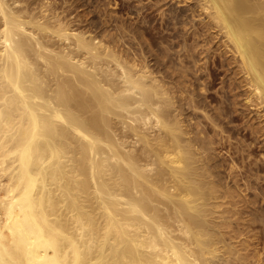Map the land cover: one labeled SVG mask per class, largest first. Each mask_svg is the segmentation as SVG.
<instances>
[{"label": "bare ground", "instance_id": "bare-ground-1", "mask_svg": "<svg viewBox=\"0 0 264 264\" xmlns=\"http://www.w3.org/2000/svg\"><path fill=\"white\" fill-rule=\"evenodd\" d=\"M158 1L182 46L169 50L162 34L161 59L128 52L124 33L119 47L114 32L81 26L51 0H0V264H264V204L236 193L259 175L229 153L232 183L222 180L215 134L195 127L198 118L187 126L202 99L187 96L190 86L184 102L180 87L189 88L175 84L183 78L158 74L175 54L182 74L186 62L197 72L206 61L196 51L211 53L204 67L236 74L232 88L242 86L264 126V0H176L184 9Z\"/></svg>", "mask_w": 264, "mask_h": 264}, {"label": "rangeland", "instance_id": "rangeland-1", "mask_svg": "<svg viewBox=\"0 0 264 264\" xmlns=\"http://www.w3.org/2000/svg\"><path fill=\"white\" fill-rule=\"evenodd\" d=\"M50 1V0H49ZM60 0H51V2H56V4H55V6H60V9L62 8V7H64V8H62V10H64V12H66L65 14H63V15H66L67 17L69 16V18H70V15H71V18H77L78 17V19H74V22H76V23H78V24H80V22H81V26H85V24H86V26L89 24V27L91 28V30H93L94 31V29H93V24L95 23V24H98V25H95V29L100 25V26H102V30H101V28H97V30H99V31H102L101 33H104V31L106 30V31H108V30H111V31H109V32H114L115 33V36L116 37H122V36H124V35H126V36H124V40H127L126 42H125V44L128 46V41H130V43H129V45L131 44L132 45V47H131V45L130 46H128V47H131V48H128L127 46L125 47V45L123 46V44H124V40H122L121 38L120 39H118L117 38V40H116V42L118 43V41H120V43H118V45H119V47L120 46H123V47H125L127 50L128 49H130L131 51H132V49H133V51H137L138 53L140 52V48H142L143 47V49L145 50V49H147V51H144L146 54L147 53H149L150 55V57H152V59H153V56L152 55H155L156 57H158V58H163L162 56H160V50L159 49H161L160 47L161 46H163L162 44H164L165 45V43H167L168 41L167 40H164V42H163V38L161 37V35L162 34H165L166 36H168L167 37V39L169 40V43L168 44H166V45H169V44H171V45H169V50L172 48V49H174V48H178L179 49V47H182L181 45H179V44H181V42L180 41H178V43H177V45H176V38L178 39L179 37L178 36H176V38H174L175 36H171L172 34L171 33H173V31H171V26L169 25V24H172L170 21L169 22H165L164 21V19H165V17H166V15L164 14V13H162L164 16H162V14H160L162 11L161 10H158L157 9V3L155 4V6H153L154 5V3L153 2H157L158 0H61L60 2H59ZM138 1H140V2H138ZM160 1V0H159ZM158 1V2H159ZM162 1V0H161ZM160 1V2H161ZM165 1H167V0H165ZM115 2H116V4H115ZM159 2V3H160ZM58 3V4H57ZM140 3V4H139ZM162 3H164L163 1H162ZM161 3V4H162ZM52 4V3H51ZM53 4V5H54ZM63 4V5H62ZM65 4V5H64ZM68 4V5H67ZM135 4H136V6L138 5V6H140V9H142V11L139 9V7L137 6V10H136V6H135ZM144 4V5H143ZM168 4V5H167ZM134 5V6H133ZM141 5H143V7L141 6ZM153 7H152V6ZM164 5H167V6H164ZM164 5L162 4L161 5V7L162 8H168V7H171L172 6V8H175V9H178L179 7H182L183 9H184V2H179V1H176V0H168L167 2H166V4L164 3ZM171 5V6H170ZM62 6V7H61ZM142 7V8H141ZM160 7V9H162ZM130 8V9H129ZM156 8V9H155ZM67 9V10H66ZM133 9H135V10H133ZM147 9V10H146ZM59 10V9H58ZM156 10H158V11H156ZM63 12V11H62ZM71 12V13H70ZM73 12V13H72ZM136 12V13H135ZM187 12H189V10H187ZM140 13V14H139ZM197 13V16L196 15H193L192 16V18H194V21H193V19H191V21L192 22H197L198 23V12H196ZM67 14H70V15H67ZM74 15V16H73ZM103 15V16H102ZM110 15V16H109ZM79 16H80V19L82 20H80L79 19ZM88 16H89V18H88ZM195 16H196V18H195ZM143 18V19H142ZM142 19V20H141ZM163 19V20H162ZM76 20V21H75ZM116 20V21H115ZM137 20V21H136ZM164 21V22H163ZM89 22V23H88ZM93 23L92 24V26H90L91 25V23ZM110 22V23H109ZM115 22V23H114ZM146 22H147V24H146ZM88 23V24H87ZM169 23V24H168ZM101 24H105V25H101ZM124 25V26H122V25ZM133 24V25H132ZM168 24V25H167ZM179 24V23H178ZM106 25H108L107 27H108V29L105 27ZM117 25H119V26H117ZM188 25H190L189 23H188ZM188 25H186L187 27H188ZM97 26V27H96ZM104 26V27H103ZM168 27L169 26V29L168 28H165V27ZM179 26V27H178ZM177 26V24H176V27H178V28H182V26H181V24H179ZM124 29H123V28ZM121 28V29H120ZM192 28V26L190 27V29ZM105 29V30H104ZM116 29V30H115ZM118 29H120V31L122 30V31H124V32H120ZM133 29V31H137L136 33H140V31H142L141 33L142 34H144V35H142L141 33L140 34H135L134 32L132 33V30ZM179 29V30H180ZM189 29V30H190ZM117 32V30L121 33V35H120V33L118 32V34L115 32V31ZM129 32V33H127V31ZM182 30V29H181ZM96 31V30H95ZM126 31V32H125ZM109 32H107L108 34H106V35H108L109 36ZM178 32V31H177ZM180 33L182 32V31H179ZM178 32V34H180ZM106 33V32H105ZM112 33L110 34L113 38L115 37V36H113L114 35V33H113V35H112ZM124 33V35H122ZM170 34V35H167V34ZM117 34V35H116ZM132 34H134V36H132ZM118 35H120V36H118ZM136 35V36H135ZM137 35H142V36H137ZM133 37H135V39L134 40H138L137 41V43L138 42H140V44H141V42H142V45L143 46H141L140 47V45L138 46L137 44H135L134 45V43L136 42V41H134L133 40ZM128 38H129V40H128ZM148 38V39H147ZM114 39H116V38H114ZM132 39V40H131ZM151 39V40H150ZM214 39V38H213ZM213 39H211V41H209L207 44H209V45H211V46H213L212 48H214L215 46H216V44H214V41H215V39L213 40ZM121 40L123 41L122 43H121ZM148 40V41H147ZM171 40H172V42H171ZM161 41H162V44H161ZM167 41V42H166ZM115 42V43H116ZM171 42V43H170ZM201 42V41H200ZM116 43V44H117ZM145 43V44H144ZM174 43V44H173ZM203 43V42H202ZM211 43V44H210ZM121 44V45H120ZM175 46L176 45V47H174L173 45ZM134 45V46H133ZM136 45L138 46L137 48H136ZM166 45H165V47H166ZM206 45V44H205ZM203 45V47H208V45ZM215 45V46H214ZM145 46V47H144ZM172 46V47H171ZM149 47V48H148ZM174 47V48H173ZM198 47H200V46H198ZM122 48V47H121ZM137 50H136V49ZM151 48V49H150ZM153 48V49H152ZM140 49V50H139ZM149 49V50H148ZM172 49H171V51H172ZM176 49H175V51L173 50V52H176ZM177 49V50H178ZM197 49V48H196ZM150 50L151 51H153V52H150ZM180 50H182V49H180ZM179 50V52L180 53H182L181 51ZM183 51V50H182ZM128 52H129V50H128ZM173 52H170L171 54L170 55H174V53ZM184 52V51H183ZM198 51H196V54H197V59L199 58L200 60H197V63H198V61H199V63L198 64H204L205 63V61H206V63H207V65H209L211 62H212V60H211V53L208 55L209 57H207L208 59H210L211 60V62H210V60H208L207 58H206V56H203L204 54H205V52H203L202 53V55H201V53H197ZM216 52V51H215ZM195 53V52H194ZM199 54V55H198ZM176 55V54H175ZM173 56V57H169L168 58V62L166 61V63L167 64H165V62H163L162 61V64L164 65V67L162 66V64H160L161 65V67H163L162 69H161V67H160V72H162L163 70V72L162 73H158V74H164L165 73V71H169L168 73L171 75V76H173L174 77V81L176 80H178V79H175L177 76H178V78L179 79H182L183 78V82L181 81V80H178V82H175V84L177 85V86H179L178 85V83L180 84V83H182L181 85H183L184 87L186 86L187 87V89L188 90H186V89H184L183 87H180V88H182L184 91H186V93H184V91L182 90V92L185 94V96L187 95V92L188 91H190V89H191V87H193L192 88V92H191V94H189V95H187V96H194L193 98H196V100H198L199 101V99L201 100L202 99V104L200 103V107L202 108L203 107V109H202V112L200 111V112H198L199 111V108H198V110H197V112L195 111V109H193L195 112L193 113V111H191L189 108V106H188V108L187 109H189L194 115H195V113H197L198 114V116H194L190 111H189V114H188V112H185L186 114H184V116H185V118L187 117V118H189L188 116L190 115V113H191V115H193V117H192V120H191V122H189L190 124H188L187 126H190L191 124L192 125H195V124H193V122L194 121H197V119L196 118H198V120H200L202 123L201 124H203V125H201L200 124V121H199V124H200V126H199V124L196 122V124H198V125H195V127L197 126V127H201V128H204V129H207V130H209V136H213L214 134H215V136L216 135H218L219 136V138H218V136H213L214 138H213V145H212V143H211V145L215 148L214 149V151H216L217 150V152H215V153H217V157L215 156V161H218L217 159H219L220 160V162L219 163H221L222 162V164L223 165H220V171H221V173L220 174H222V173H225V170H226V177H225V174H222V180H228L229 181V183L231 184L232 183V179H230V177H231V175H229V173H227L229 170H228V168H229V166L227 167V165H230L231 164V161H229L231 158H228V156L231 154L232 155V158H233V160L234 159H236V160H234L235 161V163H237V166L239 165V166H242V167H244V168H250L249 169V172L250 171H252L251 169H254L252 172H250L252 175L251 176H253V177H251V179L253 178V179H255V176H258V179H257V177H256V179H257V182H256V180H254V183H253V180H250V178H249V183H251V184H248L249 185V187L248 188H246V189H244V185L242 184V180H239V185L240 184H242V186L240 185H238L239 186V188L241 189V190H243V191H241L240 189L239 190H237L236 191V193H237V197H238V195H239V193H240V195H242V196H240L239 198H241L240 200H248L249 202H247L248 203V205H253V202H251V204H249L250 203V201H254V200H256L257 202H255L254 204L255 205H257V204H259L260 205V201H262L263 203L261 204V205H263L264 204V174L262 175V173H264V163H262L261 161L264 159V158H262V160H255V161H257V163H259L260 165H262L260 168H257V170H256V168H254V165L257 167V163L256 162H253L254 160H253V158L255 159V157L257 158V159H260L261 157L260 156H258L260 153L263 155V157H264V126L262 125L263 124V121H261V117H259V119H258V117L257 116H259V115H257L256 116V114L254 113L255 112V110H254V108L252 107H250V106H248L247 104H245L246 102H245V100H244V96L243 95H240V94H244V92H243V89H242V92H241V88H242V86L240 87L237 83H235L236 84V86L237 87H235V86H233V88H232V84H230V81L232 80V78L234 77V78H236V74H233V73H231V72H229V70L227 71V69H225L224 67H221V68H216L213 72L212 71H210V69H206L205 67H206V63H205V67L203 66L202 68H200V70L199 69H197V72H196V69H195V71L193 70V68L192 67H190V62H186V64L187 63H189V68L188 69H186V71L184 70V73H185V75H184V73L182 74V72L183 71H181V70H179L178 69V67H175V65H172V62L171 61H174V64L176 63V65H178L177 63H178V61H179V59L178 58H176V56ZM183 56V55H182ZM213 56L215 57V54H213ZM149 57V58H150ZM216 58V57H215ZM151 59V58H150ZM165 59H166V57H165ZM176 59H177V61H176ZM154 61V60H153ZM153 61L151 60V62L153 63ZM170 61V62H169ZM202 62V63H201ZM170 63V64H169ZM168 65V66H167ZM171 65H172V67H174L175 68V70L171 67ZM212 67H214V66H212ZM166 70H165V69ZM187 68V67H186ZM190 68H191V72H189L190 71ZM206 69V70H208V72H209V74H208V72H206V71H202L203 69ZM169 69H171V70H169ZM178 73H177V72ZM188 71V72H187ZM194 71V72H193ZM173 74H172V73ZM181 72V73H180ZM205 72V73H204ZM215 72V73H214ZM168 73H165V74H168ZM180 73V74H179ZM194 73H196L197 74V77H196V75L194 74ZM202 73V74H201ZM182 74V75H181ZM187 74V75H186ZM194 74V75H193ZM200 74V75H199ZM204 74V75H203ZM208 74V75H207ZM176 77H175V76ZM180 75V76H179ZM184 75V76H183ZM199 75V76H198ZM203 75V76H202ZM230 75L232 76V78H230ZM182 76V77H181ZM205 76V77H204ZM209 76V78L207 79V77ZM230 78H228V77ZM181 77V78H180ZM187 77V78H186ZM196 77V78H195ZM203 77V78H202ZM186 78V79H185ZM194 78V79H193ZM233 78V79H234ZM184 79H185V81H184ZM188 79H191V80H188ZM195 79H197L196 81H195ZM222 79V80H221ZM223 79H224V81H223ZM203 81V80H205L204 82H200V81ZM210 80V81H209ZM234 80H238L237 78L236 79H234ZM194 81V82H193ZM198 81V82H197ZM184 82H185V84H184ZM196 82V83H195ZM228 82H229V84H228ZM237 82V81H236ZM191 83V84H190ZM202 83H204V84H202ZM206 83V84H205ZM208 83V84H207ZM197 85H198V87H197ZM199 85H200V87H199ZM202 85V86H201ZM203 85H204V87H203ZM228 85V86H227ZM191 86V87H190ZM206 86V87H205ZM229 87V88H228ZM240 87V88H239ZM196 88V89H195ZM197 88H199V90L197 89ZM200 88L202 89V90H200ZM231 88V89H230ZM205 89V90H204ZM238 89V90H237ZM203 93H202V92ZM231 91V92H230ZM239 91V92H238ZM180 92L181 91H179V94H180ZM194 92V95L192 94ZM230 92V93H229ZM196 93H197V95H196ZM226 93V94H225ZM240 93V94H239ZM178 94V91H176V94L175 95H177V98L175 99V100H178V102L179 103H182V106L183 105H185V99H187L188 97L186 96V98H185V96H184V94H182L183 96H184V98L181 96V94L179 95ZM235 94V95H234ZM200 95V96H199ZM245 95V94H244ZM196 96V97H195ZM224 96H226V97H224ZM230 97V98H228V97ZM176 97V96H175ZM203 97V98H202ZM224 97V98H223ZM181 98H183L184 100V102H181L182 100H180ZM217 98V99H216ZM223 98V99H222ZM243 98V99H242ZM207 100V101H206ZM220 100H222V101H220ZM205 101V102H204ZM224 101H226V102H224ZM231 101V102H230ZM233 101V102H232ZM204 102V103H203ZM209 102H210V104H212V105H209ZM244 102V103H243ZM218 103V105L220 104L221 105V107H223V109H224V115H222L223 113H221V115L219 114L220 112H218L220 109V106H216V104ZM221 103H224L223 105L221 104ZM228 103V104H227ZM187 105V104H186ZM205 107H204V106ZM214 105V106H213ZM211 106V107H210ZM213 106V107H212ZM184 107H187V106H184ZM208 107V108H207ZM210 107V108H209ZM215 107H217L216 109L218 110H216V109H214ZM219 107V108H218ZM210 109V110H209ZM213 109V110H212ZM228 109V110H227ZM251 109H253V111L251 110ZM185 110H186V108H185ZM203 110H206V112L205 113H203ZM213 111H215L214 113H213ZM221 111V110H220ZM216 112H218V114L216 113ZM206 113H209V114H213L212 116L214 117L215 115L217 116V117H215V118H218V116H219V119L221 120V121H219L218 119H216L215 120V122L217 123L216 125H212V122H208L209 121V119H207V117H204L203 115L204 114H206ZM208 114V115H209ZM258 114V113H257ZM207 115V116H208ZM227 115V116H226ZM182 116H183V114H182ZM181 116V117H182ZM200 116H202V117H200ZM206 116V115H205ZM224 116V117H223ZM253 117V118H252ZM185 119V120H187V121H189L188 119ZM201 118H203V119H201ZM214 118V119H215ZM222 118L224 119V120H222ZM207 119V120H206ZM187 121H185V122H187ZM193 121V122H192ZM218 121V122H217ZM257 121H258V124H257ZM260 121V122H259ZM195 123V122H194ZM208 123V124H207ZM261 125H260V124ZM257 124V125H256ZM191 125V127H193L194 129H195V127L194 126H192ZM210 125V126H209ZM220 125H221V127H222V130L221 131H223V132H221V131H219V128H221L220 127ZM211 126H215V130L211 127ZM255 126V127H254ZM217 127V128H216ZM219 127V128H218ZM260 127V128H259ZM263 128V129H262ZM257 130H258V132L259 131H261L262 130V133L261 132H257ZM254 131V132H253ZM214 132V133H213ZM215 132H217V134L215 133ZM221 133V134H219V133ZM256 132V133H255ZM255 133V134H254ZM212 134V135H211ZM223 134H224V136H223ZM262 134V135H261ZM261 135V136H260ZM222 136H223V138H222ZM227 136H228V138H227ZM251 136H253V137H251ZM258 136H260V137H258ZM224 137H226V138H224ZM216 138H218L219 140L217 141V139ZM221 138V139H220ZM252 138H253V140L254 141H252ZM258 138V139H257ZM239 139H240V141H239ZM244 141H242V140ZM248 140H250L249 142H248ZM257 140V141H256ZM260 140V141H259ZM215 141L218 143L219 142V144H216L215 143ZM237 142H239L240 143V145H239V147H238V144L239 143H237ZM252 142V143H251ZM237 143V144H236ZM244 143H245V146L247 147H245L244 146ZM263 143V144H262ZM242 144H243V147H242ZM248 144H250V145H248ZM253 144V145H252ZM260 144V145H259ZM216 145H217V147H216ZM233 145H234V147H233ZM263 145V146H262ZM231 146H232V148H231ZM237 146V147H236ZM251 146V147H250ZM262 146V147H261ZM212 147V148H213ZM237 148V150H236V148ZM235 148V149H234ZM241 149V151H246V152H244V155L245 154H249V152L252 154V157L250 156V158L248 159V157H243L242 156V154H241V151L239 150V149ZM250 148V149H249ZM245 149V150H244ZM226 150H228V151H226ZM224 151H226V154H225V152ZM236 151V152H235ZM222 152V154H220ZM228 152V153H227ZM259 154H258V153ZM230 153V154H229ZM255 153V154H254ZM257 153V154H256ZM227 154H229V155H227ZM236 155V157H235V155ZM241 154V158H239L240 155ZM216 155V154H215ZM221 157H220V156ZM231 155H230V157H231ZM234 155V156H233ZM261 155V156H262ZM225 156V157H224ZM221 158L223 159V160H221ZM241 159V160H240ZM240 160V161H239ZM244 160H245V162H244ZM229 161V162H228ZM247 161H248V163H247ZM250 161V162H249ZM226 162V163H225ZM229 164H228V163ZM240 162L242 163L243 162V164H240ZM247 164H249V165H247ZM253 166H252V165ZM224 165H226V166H224ZM222 166H224V167H222ZM249 166V167H248ZM222 167V168H221ZM241 167V168H242ZM263 167V168H262ZM224 168V169H223ZM243 168V169H244ZM222 169H223V172H222ZM235 169H238V167H235ZM255 170H256V172H257V175H256V172H255ZM261 171V173H260V171ZM259 171V172H258ZM261 174V175H260ZM228 175V176H227ZM262 176V177H261ZM262 178V179H261ZM250 181H252V182H250ZM260 182V183H259ZM256 185V186H255ZM255 188V189H254ZM249 189V190H248ZM252 189V190H251ZM258 189V190H257ZM254 191V192H253ZM241 192H242V194H241ZM257 192V193H256ZM253 194V196H252V194ZM245 196H244V195ZM254 195H257V196H254ZM261 195H263V197L261 196ZM237 197H236V200H239V199H237ZM242 197H243V199H242ZM245 197V198H244ZM251 197H252V200H251ZM261 197V198H260ZM248 198H250V199H248ZM257 198V199H256ZM244 203H245V201H243ZM243 202H241L242 203V205H243ZM247 203H245V204H247ZM222 205H224V204H222ZM239 205V204H238ZM255 205H253V207H255ZM223 207V206H222ZM239 207H240V205H239ZM256 207H258V206H256ZM254 230V229H253ZM255 230H256V228H255ZM254 230V231H255ZM243 236V235H242ZM253 240L255 241V239L253 238Z\"/></svg>", "mask_w": 264, "mask_h": 264}]
</instances>
